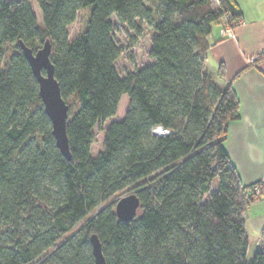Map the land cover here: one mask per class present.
Here are the masks:
<instances>
[{"label": "trees", "instance_id": "16d2710c", "mask_svg": "<svg viewBox=\"0 0 264 264\" xmlns=\"http://www.w3.org/2000/svg\"><path fill=\"white\" fill-rule=\"evenodd\" d=\"M36 1L42 26L29 0H0V264H94L92 235L107 264H264V230L252 262L246 231L248 207L261 197L226 147L240 101L206 66V37L224 17L242 19L237 1ZM87 8L84 31L70 41L69 27ZM113 16L139 36L151 30L154 62L123 78ZM47 40L70 108V159L20 48L36 52ZM256 57L251 65L264 60ZM124 96L129 110L94 157L95 130ZM128 188L141 206L124 222L114 204L101 206Z\"/></svg>", "mask_w": 264, "mask_h": 264}, {"label": "crops", "instance_id": "0c3cea01", "mask_svg": "<svg viewBox=\"0 0 264 264\" xmlns=\"http://www.w3.org/2000/svg\"><path fill=\"white\" fill-rule=\"evenodd\" d=\"M242 19L234 25V38H223L221 24L206 37L209 44L207 69L220 87L232 83L240 101V121L231 125L226 144L228 153L246 186L264 179V60H249L264 50V0H236ZM223 66L224 79L218 78ZM264 230V196L248 207L246 231L251 253L261 248Z\"/></svg>", "mask_w": 264, "mask_h": 264}, {"label": "water", "instance_id": "95a60500", "mask_svg": "<svg viewBox=\"0 0 264 264\" xmlns=\"http://www.w3.org/2000/svg\"><path fill=\"white\" fill-rule=\"evenodd\" d=\"M20 48L38 81L39 95L43 102L45 112L50 118L56 145L61 153L70 159L71 154L67 135L70 108L62 96L60 85L55 78L54 66L51 63V43L47 40L41 49L34 52L21 41ZM140 206L141 202L138 196L131 193L116 203L115 213L119 220L130 222L137 216ZM90 242L94 264H107L103 253V246L98 236L92 235Z\"/></svg>", "mask_w": 264, "mask_h": 264}, {"label": "rangeland", "instance_id": "374dc122", "mask_svg": "<svg viewBox=\"0 0 264 264\" xmlns=\"http://www.w3.org/2000/svg\"><path fill=\"white\" fill-rule=\"evenodd\" d=\"M29 3L32 12L36 17L38 25L42 26L43 25L42 13L39 9L37 1L29 0ZM89 11L90 8H87L85 10H80L78 12L75 23L72 24L68 29L70 41L76 39L84 31L89 16ZM111 20L115 24L114 39L117 42L118 46L122 49V54L115 63V68L118 75L123 78L130 72L139 71L152 64L154 60L150 57L151 30L145 27L143 34L139 36L137 35L135 30L120 24L117 17L113 16ZM214 28H216V26H214ZM129 106H130L129 97L124 96L120 102L116 116L104 122L101 127L96 128L95 130L96 138L92 147V155L94 157L98 155L99 151L103 150L106 129L109 127V125L112 122L123 120L129 110ZM131 193H133V191L130 190V188H128L122 193L115 195L112 199H110L107 203H104L101 207H105L107 204L116 205V203L121 198ZM93 215L94 213L91 214L90 216ZM85 221L80 225H78L76 229H79L81 225L85 223ZM253 256L254 254L251 253L249 256V262H252Z\"/></svg>", "mask_w": 264, "mask_h": 264}, {"label": "built area", "instance_id": "2783aa9c", "mask_svg": "<svg viewBox=\"0 0 264 264\" xmlns=\"http://www.w3.org/2000/svg\"><path fill=\"white\" fill-rule=\"evenodd\" d=\"M215 3H218L219 0H213ZM240 23V20L237 22V24ZM220 33L223 38H234L235 37V32H234V24L231 23L230 16H226L223 18L221 28H220ZM264 54V50L262 51ZM256 56L252 57L249 60V63L252 64L256 60ZM163 132L162 134L166 133L165 130L162 128H158L155 133L159 134L158 132ZM254 192L256 193V196L263 198L264 196V179H262L260 182H257L254 184Z\"/></svg>", "mask_w": 264, "mask_h": 264}, {"label": "bare ground", "instance_id": "6f19581e", "mask_svg": "<svg viewBox=\"0 0 264 264\" xmlns=\"http://www.w3.org/2000/svg\"><path fill=\"white\" fill-rule=\"evenodd\" d=\"M159 134H162L163 132L161 131V132H158Z\"/></svg>", "mask_w": 264, "mask_h": 264}]
</instances>
